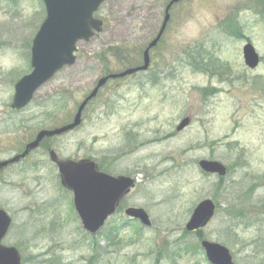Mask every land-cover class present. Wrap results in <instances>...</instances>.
Returning <instances> with one entry per match:
<instances>
[{
  "label": "rangeland",
  "instance_id": "1",
  "mask_svg": "<svg viewBox=\"0 0 264 264\" xmlns=\"http://www.w3.org/2000/svg\"><path fill=\"white\" fill-rule=\"evenodd\" d=\"M167 2L105 3L95 15L103 32L80 43L75 65L17 113L14 87L32 71V43L46 9L42 0H0V160L40 130L70 122L100 77L141 63ZM230 13L242 36L223 30ZM247 42L262 59L254 71L243 59ZM190 51L199 53L207 73L191 66ZM151 58L147 73L106 85L78 130L45 141L0 176V207L14 219L6 244L20 249L24 264H59L57 257L60 264H207L203 252L178 253L200 246L184 229L205 199L220 207L201 232L205 239L229 248L235 264H264V1L183 0ZM185 118L190 126L177 132ZM50 148L62 159H93L111 175L138 181L124 209L96 236L83 230ZM200 160L220 161L231 173L220 183L201 171ZM235 205L243 217L227 211ZM130 206L144 208L153 227L129 220L124 210ZM109 233L115 236L108 239Z\"/></svg>",
  "mask_w": 264,
  "mask_h": 264
},
{
  "label": "water",
  "instance_id": "2",
  "mask_svg": "<svg viewBox=\"0 0 264 264\" xmlns=\"http://www.w3.org/2000/svg\"><path fill=\"white\" fill-rule=\"evenodd\" d=\"M46 5L47 18L37 34L32 47L33 72L24 77L16 86L13 108L21 109L27 106L37 90L50 81L66 66H73L76 62L77 44L81 41L89 42L95 32H102L103 23L94 19V13L100 5L113 0H43ZM181 0H172L166 9L163 26L155 40L144 52L143 65L129 69L121 74L112 75L99 81L95 90L80 105L73 123L52 131H42L36 140L27 146L26 153L37 149L46 138L61 136L75 130L82 123V114L90 101L97 97L100 89L110 79H121L139 72L147 71L151 65L150 51L161 40L170 21L169 11ZM245 65L256 69L260 64V56L252 44H247L243 50ZM190 119H185L177 128L182 132L190 125ZM60 173L61 183L74 193L75 208L82 220L85 230L95 235L112 217L121 201L131 189L135 187V180L128 177H112L98 170L95 162L82 160L80 162L62 161L54 151L50 152ZM19 160V157L15 160ZM13 163V162H11ZM8 163L0 165V169ZM200 168L207 174L225 177L227 168L219 161L203 160ZM216 206L212 200L201 202L194 210L186 229L193 232L204 228L215 215ZM126 214L140 220L145 226L151 227L149 215L138 208H130ZM11 220L0 211V243L6 235ZM208 260L212 264H234L229 251L221 245L208 241L202 243ZM0 264H20L19 253L15 248L6 249L0 245Z\"/></svg>",
  "mask_w": 264,
  "mask_h": 264
},
{
  "label": "trees",
  "instance_id": "3",
  "mask_svg": "<svg viewBox=\"0 0 264 264\" xmlns=\"http://www.w3.org/2000/svg\"><path fill=\"white\" fill-rule=\"evenodd\" d=\"M262 2L264 0H261ZM222 28L225 32L229 33L230 35L233 36H242L241 35V25L240 22L238 21L237 17L229 16L227 17L223 22H222ZM200 55L198 52L195 51H190L189 52V61L191 62V66L196 70L200 72H205L207 73L206 66L203 65V63L200 62ZM213 90H210L209 92H212ZM223 181V180H222ZM234 211L238 213L239 217H243L244 211L242 208L237 209ZM232 214V213H231ZM257 221H260V218L257 217ZM252 223H248L247 227H249ZM108 239H112L114 236L113 234L109 233L107 235Z\"/></svg>",
  "mask_w": 264,
  "mask_h": 264
},
{
  "label": "flooded vegetation",
  "instance_id": "4",
  "mask_svg": "<svg viewBox=\"0 0 264 264\" xmlns=\"http://www.w3.org/2000/svg\"><path fill=\"white\" fill-rule=\"evenodd\" d=\"M17 152L15 153V154H21L22 152H21V150H16ZM9 168V167H8ZM8 168H6L4 171H6ZM0 209H4L5 210V208H3V207H0ZM6 212H7V210H5ZM12 217V216H11ZM13 219V218H12ZM7 243V237H5L4 239H3V241H2V244L4 245V246H8V247H10V246H12L11 244L10 245H7L6 244ZM159 255H161V253H158L157 254V256H159Z\"/></svg>",
  "mask_w": 264,
  "mask_h": 264
}]
</instances>
